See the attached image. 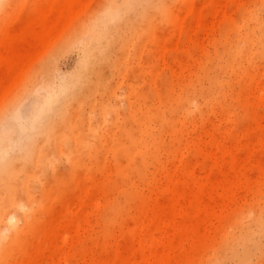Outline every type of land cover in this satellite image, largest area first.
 I'll list each match as a JSON object with an SVG mask.
<instances>
[{
	"label": "rangeland",
	"instance_id": "rangeland-1",
	"mask_svg": "<svg viewBox=\"0 0 264 264\" xmlns=\"http://www.w3.org/2000/svg\"><path fill=\"white\" fill-rule=\"evenodd\" d=\"M13 102L37 145L6 151L0 264H123L170 175L201 219L178 264H264V0H0Z\"/></svg>",
	"mask_w": 264,
	"mask_h": 264
},
{
	"label": "bare ground",
	"instance_id": "bare-ground-1",
	"mask_svg": "<svg viewBox=\"0 0 264 264\" xmlns=\"http://www.w3.org/2000/svg\"><path fill=\"white\" fill-rule=\"evenodd\" d=\"M110 15L105 14L108 21L115 18ZM15 104L16 102H13L0 117V172L5 173L21 158L16 155L10 164L11 160L6 157L8 147L15 149L19 154L26 148L32 149L37 145L34 137L26 143H21L15 138L25 130L20 123L21 114L13 109ZM44 118L36 124L38 130L43 133L50 129L53 122L50 116ZM181 187L182 182L170 175L168 183L160 191L163 201L153 200L150 204L145 203L142 208L143 215L135 219L136 224L117 235L125 239V248L130 251L123 259V264H178L182 261L183 252H186L182 237L189 232L200 233L201 219L197 212L188 211L180 202ZM132 257L138 258V262L135 263Z\"/></svg>",
	"mask_w": 264,
	"mask_h": 264
}]
</instances>
